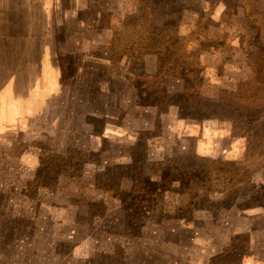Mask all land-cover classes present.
<instances>
[{
  "label": "rangeland",
  "instance_id": "obj_1",
  "mask_svg": "<svg viewBox=\"0 0 264 264\" xmlns=\"http://www.w3.org/2000/svg\"><path fill=\"white\" fill-rule=\"evenodd\" d=\"M17 1L0 38L25 31ZM53 17L58 91L0 138V264L264 260V0H54Z\"/></svg>",
  "mask_w": 264,
  "mask_h": 264
},
{
  "label": "crops",
  "instance_id": "obj_2",
  "mask_svg": "<svg viewBox=\"0 0 264 264\" xmlns=\"http://www.w3.org/2000/svg\"><path fill=\"white\" fill-rule=\"evenodd\" d=\"M22 1L30 6L29 10L18 16L16 12V19L4 24H24L25 31L0 38V138L18 133L29 124L50 104L59 85L60 68L55 61L52 24L64 23L53 17L54 0H42L38 6L34 4L40 2L33 0L17 3L22 5ZM256 258H249L243 264H264V260Z\"/></svg>",
  "mask_w": 264,
  "mask_h": 264
},
{
  "label": "trees",
  "instance_id": "obj_3",
  "mask_svg": "<svg viewBox=\"0 0 264 264\" xmlns=\"http://www.w3.org/2000/svg\"><path fill=\"white\" fill-rule=\"evenodd\" d=\"M111 46H112V50H116L117 49V47H116V41H115V39H112L111 40ZM261 62H259L258 61V59L256 60V62H254V64L253 65H255L256 67H258L257 69H256V74L258 73H261L262 71H261V68H259L260 66H261V64H260ZM258 64V65H257ZM260 82H259V80L257 79V77H254V78H252V79H250V81H248V82H246V83H244L242 86H244L245 88L248 86V85H252V95H254V97H256V93L258 92V91H260V88H256L255 87V85H258ZM253 85H254V87H253ZM251 87V86H250Z\"/></svg>",
  "mask_w": 264,
  "mask_h": 264
}]
</instances>
